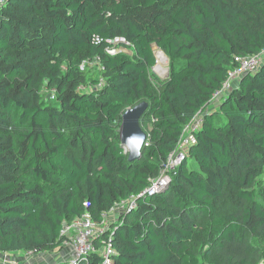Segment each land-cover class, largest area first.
Returning <instances> with one entry per match:
<instances>
[{
    "label": "trees",
    "instance_id": "obj_1",
    "mask_svg": "<svg viewBox=\"0 0 264 264\" xmlns=\"http://www.w3.org/2000/svg\"><path fill=\"white\" fill-rule=\"evenodd\" d=\"M115 37L131 56L107 52ZM154 46L168 57L158 85ZM263 49L264 0H0V255L56 250L62 223L87 211L95 244L111 252L71 264H202L192 248L202 238L217 253L203 264H259L264 56L222 84L235 57ZM141 101L146 139L130 162L121 115ZM195 118L196 143L166 185L144 192ZM230 194L222 216L216 204Z\"/></svg>",
    "mask_w": 264,
    "mask_h": 264
},
{
    "label": "built area",
    "instance_id": "obj_2",
    "mask_svg": "<svg viewBox=\"0 0 264 264\" xmlns=\"http://www.w3.org/2000/svg\"><path fill=\"white\" fill-rule=\"evenodd\" d=\"M97 41H100L97 38ZM108 43L107 52L110 55L117 54L118 52L125 53L126 50L130 47L129 42L126 41L123 37H115L113 39L105 40ZM128 46V47H127ZM154 49H158L154 46ZM158 51H161L158 49ZM155 56V55H154ZM264 56V49L258 53L247 56H238L235 57V62L237 66L229 71L228 77L225 82L222 84V89L227 90L230 85L237 80V78L245 73L254 70L260 64ZM97 61V59L95 60ZM94 62V61H92ZM90 60L85 62L86 64L92 63ZM158 65L156 59L155 64L152 66L151 71L155 76H167L168 68L166 67V73L160 75L155 67ZM49 97H53L52 93H48ZM220 90L214 95L219 97ZM200 118H195L191 125L185 126L183 133L180 137L178 148L176 151L170 153L165 164L164 170L156 179L152 180L149 187L144 191L147 193H152L160 190L170 179L171 172H174L175 166L188 154L187 150L191 145L196 143V138L194 131L199 127ZM134 199L130 196L125 200H120L114 207L110 210H117L118 214L124 209L130 208L133 206ZM108 212V213H110ZM106 213L104 217L106 218ZM106 220V219H105ZM106 226V225H105ZM104 226V227H105ZM101 231V228L91 219L90 214L85 211L81 215H78L72 218L70 221H64L60 228V237L62 238L61 245L57 249H63L67 251V264L73 263V261L79 257H85L87 254L93 251H98L101 257L108 259L111 246L109 243H104L100 247L94 242V238L97 236L98 232ZM27 255H34L31 251L25 252ZM0 264H6L5 262Z\"/></svg>",
    "mask_w": 264,
    "mask_h": 264
},
{
    "label": "rangeland",
    "instance_id": "obj_3",
    "mask_svg": "<svg viewBox=\"0 0 264 264\" xmlns=\"http://www.w3.org/2000/svg\"><path fill=\"white\" fill-rule=\"evenodd\" d=\"M178 3L180 0H177ZM132 48H128L126 50V52L124 54H126L127 56H131L132 53ZM158 49H154L153 47V52L155 55V52ZM167 57V56H166ZM165 65L168 68V57L165 60ZM90 70L95 71L96 68V63L92 62L90 64H88ZM152 68V67H151ZM150 68V69H151ZM156 69V68H155ZM159 72V71H158ZM161 75L165 74L166 72L163 71V73L159 72ZM151 75L152 81L153 83H155V85H158L161 81H163L164 79H166L167 76H155V75ZM47 97H49L47 95ZM217 99V96H215L214 101ZM216 105V104H215ZM143 123H147V121H143ZM234 194H230L229 196H227L226 198L220 200L219 202H217L216 204V208L218 213H220V215H225L226 213H228L230 210H232L234 208ZM118 212L117 210L111 211L110 213H108L106 215V222L108 223L110 220H113L115 217H117ZM202 225L204 228V231H206L207 226L205 221H202ZM107 227V225L105 226ZM203 231V233H205ZM213 237H211L210 239H212ZM250 241L252 242V244L257 245L261 248L262 250V258L259 264H264V232L258 237L256 238H251ZM192 248L194 250V252L197 254V256L199 257L200 262L203 264V254L207 253L210 256L216 257L217 253L215 251L216 246L213 242H208L207 239L202 238L199 241H194L192 244ZM67 251L63 250V249H56L53 251H46V252H42V253H37L34 255H27L25 252H17L14 255L11 256V254H2L0 255V262L3 263L5 262L6 264H21L20 262L22 261L23 264H61L65 261H67Z\"/></svg>",
    "mask_w": 264,
    "mask_h": 264
},
{
    "label": "water",
    "instance_id": "obj_4",
    "mask_svg": "<svg viewBox=\"0 0 264 264\" xmlns=\"http://www.w3.org/2000/svg\"><path fill=\"white\" fill-rule=\"evenodd\" d=\"M147 107L146 101H141L136 103L135 105L128 107L121 115V122L119 127V140L120 145L125 151L127 152L125 146L122 142L128 136L132 135L133 133L143 134L146 139V132L141 128L140 119L141 116L144 114L145 109ZM142 151V149H141ZM141 151L138 156H129L127 154V158L130 162L137 161L141 158Z\"/></svg>",
    "mask_w": 264,
    "mask_h": 264
},
{
    "label": "clouds",
    "instance_id": "obj_5",
    "mask_svg": "<svg viewBox=\"0 0 264 264\" xmlns=\"http://www.w3.org/2000/svg\"><path fill=\"white\" fill-rule=\"evenodd\" d=\"M122 144L125 146L129 156H138L145 144V137L143 134L133 133L125 138Z\"/></svg>",
    "mask_w": 264,
    "mask_h": 264
},
{
    "label": "bare ground",
    "instance_id": "obj_6",
    "mask_svg": "<svg viewBox=\"0 0 264 264\" xmlns=\"http://www.w3.org/2000/svg\"><path fill=\"white\" fill-rule=\"evenodd\" d=\"M155 59H156V61L158 63V65L155 67L156 70L161 72V73H163V71L166 72V66H164L166 64L165 60L167 59L166 55L163 52H160V51L157 50L155 52Z\"/></svg>",
    "mask_w": 264,
    "mask_h": 264
},
{
    "label": "crops",
    "instance_id": "obj_7",
    "mask_svg": "<svg viewBox=\"0 0 264 264\" xmlns=\"http://www.w3.org/2000/svg\"><path fill=\"white\" fill-rule=\"evenodd\" d=\"M14 254H15V253H11V256H12V255H14ZM20 263H21V264H23V262H22V261H21Z\"/></svg>",
    "mask_w": 264,
    "mask_h": 264
}]
</instances>
